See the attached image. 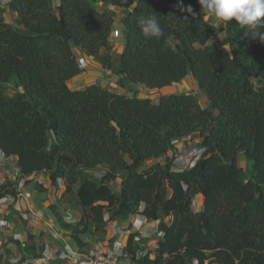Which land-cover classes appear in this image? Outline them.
<instances>
[{"label":"trees","instance_id":"trees-1","mask_svg":"<svg viewBox=\"0 0 264 264\" xmlns=\"http://www.w3.org/2000/svg\"><path fill=\"white\" fill-rule=\"evenodd\" d=\"M103 4L124 0H12L13 24L0 8V149L23 175L43 173L75 192L89 216L70 228L74 235L86 233L88 219L104 232L105 215L123 224L143 204L164 233L154 264H264V42L253 38L264 21L219 29L204 20L198 0H134L122 19L121 82L161 89L191 76L209 101L202 108L192 93L151 100L68 87L81 72L77 51L112 67L114 14ZM189 5L195 16L181 10ZM153 13L161 37H146L139 24ZM187 137L204 154L190 170L170 172L167 154ZM239 155L252 162L249 178ZM99 171L105 176L93 182ZM116 180L118 192L108 186Z\"/></svg>","mask_w":264,"mask_h":264},{"label":"built area","instance_id":"built-area-1","mask_svg":"<svg viewBox=\"0 0 264 264\" xmlns=\"http://www.w3.org/2000/svg\"><path fill=\"white\" fill-rule=\"evenodd\" d=\"M11 2L12 0H0V8L5 9L9 14L8 8ZM197 143L198 139L194 137H187L173 143L174 150L167 154L171 160L170 172L183 173L196 165L205 151ZM43 176H45L43 173L23 175L16 158L0 149V235L8 232L10 228L8 220L12 216H16L22 223L31 220L43 221L41 213L29 195L31 190H36L44 184ZM104 176V172L99 173V179ZM45 178L49 181L47 175ZM62 182L60 179L57 180V184ZM108 186L113 187V182H109ZM182 186L186 190V186ZM193 207V212L197 213L198 209L195 205ZM144 209L142 204L133 219L126 221L121 227L109 222L108 215H105L103 221L107 234L103 239L83 240L73 246L67 243L54 247L46 246L36 256H26L20 253L5 259L0 264H11L12 259H16L17 264H138V261L144 257L148 259L144 264H154L156 242L163 238L164 233L160 228V220H149L143 213ZM63 221L73 227L78 225L80 220L74 214L65 212ZM49 228L55 240L63 238L64 234L57 227L52 225ZM27 235L26 230L12 232L11 238L21 251L27 246ZM131 235L135 236L134 244L139 245L134 259L131 258L127 249ZM142 241L145 243L141 244Z\"/></svg>","mask_w":264,"mask_h":264},{"label":"crops","instance_id":"crops-1","mask_svg":"<svg viewBox=\"0 0 264 264\" xmlns=\"http://www.w3.org/2000/svg\"><path fill=\"white\" fill-rule=\"evenodd\" d=\"M132 1L133 4L132 2L128 4L127 0H124V4L122 6H115L111 4L102 5L104 8L112 11L114 14L111 33L109 36L112 67L105 68L99 63L97 59L86 55L84 52L77 51L76 55L81 72L76 78L67 82L68 87L70 89L72 87L73 89H82L85 86L96 85L116 94H123L127 97H136L138 99H144L148 97V99L151 100H156L159 96L170 93H192L194 95V90L202 91L198 88L196 82L191 76H186L178 84H173L161 89H149L140 84H123L121 82V76L117 72V65L125 41L122 19L128 11L133 9L134 0ZM206 14H209L205 19L208 24L219 29L225 28V22H218L216 18L208 11ZM12 17V19L15 20L16 14H12ZM218 41L222 47H227L228 41L224 34L218 37ZM142 95H144V97ZM145 95H147V97H145ZM208 104L209 101H205V106ZM43 181L44 184L35 190L37 193L46 195V198L44 197L40 204L41 211L39 210L43 221L35 222L31 220L22 223L20 220H18V218H16V216L9 218L8 221L10 222V228L8 232L6 234L0 235V262L20 253H24L26 256H36L46 246L54 247L63 243L73 246V244L80 243V241L83 240L92 241L98 239V237L103 239L106 236L107 233L105 228L104 232H97L95 231L94 227L92 229H87L86 233L74 235L70 229L72 226L65 224L63 221V215L66 212L64 205L59 203V201L55 198V192L61 193L63 190L65 191L64 183L62 182L57 184V186H52L50 182L47 181V179L44 180L43 178ZM72 214H74L75 217L80 220V224L82 215L78 212H73ZM52 225L57 227L64 234L63 238L55 240L51 236L49 227ZM61 226L64 228V230L61 228ZM80 228H82V226ZM23 230L28 232L27 246L23 251H21L13 242L11 235L12 232H21ZM65 230L69 233H67Z\"/></svg>","mask_w":264,"mask_h":264},{"label":"clouds","instance_id":"clouds-1","mask_svg":"<svg viewBox=\"0 0 264 264\" xmlns=\"http://www.w3.org/2000/svg\"><path fill=\"white\" fill-rule=\"evenodd\" d=\"M201 9L208 10L218 22L235 20L238 24H253L264 21V0H198ZM195 16L192 7L181 8ZM142 32L146 37H161V28L158 16L153 13L139 20ZM253 38L264 42V32L256 33ZM11 264H17L16 259Z\"/></svg>","mask_w":264,"mask_h":264},{"label":"rangeland","instance_id":"rangeland-1","mask_svg":"<svg viewBox=\"0 0 264 264\" xmlns=\"http://www.w3.org/2000/svg\"><path fill=\"white\" fill-rule=\"evenodd\" d=\"M208 11V10H207ZM209 12V11H208ZM209 14H206V16L204 17V20L208 17ZM12 13H5V22L6 23H10L13 24L15 21L12 19ZM16 18V17H15ZM226 36L225 31L220 32V34L218 35V37L220 35ZM11 86H13V82L10 84ZM190 85V84H189ZM191 86V85H190ZM180 91V90H179ZM182 91V90H181ZM188 91V90H187ZM192 91V90H191ZM195 96L198 99V102L200 104L201 107H206L205 106V101H207L206 95L204 94L203 91H198V90H194ZM144 97V95H142ZM145 97H147V95H145ZM148 98V97H147ZM193 144V143H192ZM237 165L238 167L241 169L242 175L246 178H249L250 175L252 174V162L249 159H245L242 155L238 156L237 159ZM99 172H93L89 178L93 181V182H99ZM46 176V175H45ZM45 176H43L42 178H44V180L46 179ZM120 189V182L118 180L115 181V185L113 190H115L116 192H118ZM41 192V191H39ZM55 198L59 201V203L63 204L65 207L66 212H78L79 214H81L82 216H89L88 211H83L81 210L78 206H77V200L75 197V192L71 191L66 193L64 190L60 193V192H55ZM29 195L31 196L32 201L34 202V205L36 206V208L38 210H40V204L42 199H44V197L46 198L45 194L42 193H37L35 190L34 191H30ZM195 200V197H194ZM194 204L192 205V210H194ZM41 211V210H40ZM90 219H88L87 224L88 227L87 229H92L94 226V224H92L90 221ZM122 224L119 223L118 227H121ZM61 228L64 230V228L61 226ZM66 231V230H65ZM95 231H97V229H95ZM67 233H69L68 231H66ZM98 232V231H97ZM98 239H100L98 237ZM144 241L141 242V244H143ZM145 243V242H144ZM205 264H216L213 260H209L206 261Z\"/></svg>","mask_w":264,"mask_h":264}]
</instances>
